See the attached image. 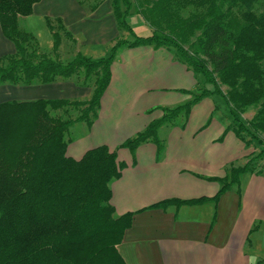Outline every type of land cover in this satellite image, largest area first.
I'll list each match as a JSON object with an SVG mask.
<instances>
[{"label":"trees","instance_id":"16d2710c","mask_svg":"<svg viewBox=\"0 0 264 264\" xmlns=\"http://www.w3.org/2000/svg\"><path fill=\"white\" fill-rule=\"evenodd\" d=\"M40 0H0V26L15 52L0 57V85L50 83L77 75L93 82L88 100L36 99L0 102V264H125L116 245L130 226L132 213L114 215L111 182L123 168L115 151L97 146L75 160L66 155L69 126L97 116L100 99L110 82V66L118 48L152 45L169 48L200 76L201 90L186 103L162 108L163 115L120 146L135 149L145 141L162 142L158 129L174 123L202 97L220 95L236 135L264 144V0H112L118 27L133 40L117 41L107 56L76 54L63 63L55 52L62 36L73 40L61 20L46 17L53 55L43 52L34 35L19 26ZM83 2L86 0H78ZM102 0H93L92 8ZM140 14L152 28L137 35L127 22ZM208 85L210 87H208ZM254 108L246 123L242 115ZM75 110L76 115H71ZM260 152L243 166L232 167L219 179L217 198L253 168ZM205 197L169 204L202 203Z\"/></svg>","mask_w":264,"mask_h":264},{"label":"crops","instance_id":"0c3cea01","mask_svg":"<svg viewBox=\"0 0 264 264\" xmlns=\"http://www.w3.org/2000/svg\"><path fill=\"white\" fill-rule=\"evenodd\" d=\"M92 1L35 3L26 18H31L34 11L42 15L45 31L39 34L29 30L40 49L53 55L46 17L60 19L73 39L61 38L55 50L61 60L78 53L92 58L107 56L117 41L133 40L128 30L118 27L112 0H102L94 8ZM126 20L137 35L138 26L148 25L134 12ZM14 52V43L0 26V57ZM110 74L91 125L78 121L69 126L66 155L79 160L87 150L104 145L123 163L120 175L110 184V202L115 216L132 213L131 224L116 245L124 263L261 264V257L251 253H264V156L253 161V168L240 176L238 184L230 186L216 201L211 198L221 187L219 179L230 168L243 166L255 157L264 144L238 137L223 98L211 94L192 104L189 112L179 115L174 123L158 129L163 144L160 152L150 140L133 150L121 147L126 139L160 118L162 108L191 100L200 92L201 80L169 48L147 44L120 46ZM93 88V82L82 83L77 75L57 77L44 84L5 83L0 85V102L88 100ZM200 197L206 200L153 206L165 200Z\"/></svg>","mask_w":264,"mask_h":264},{"label":"rangeland","instance_id":"374dc122","mask_svg":"<svg viewBox=\"0 0 264 264\" xmlns=\"http://www.w3.org/2000/svg\"><path fill=\"white\" fill-rule=\"evenodd\" d=\"M264 2V1H263ZM33 10V9H32ZM258 10H264V3L261 4L260 6H258ZM32 13V12H31ZM39 11H34V14L31 18H26V17H21L20 20H19V26L22 27V28H27L28 30H30L31 32H39V34H42V30L45 31L44 29V24L42 23V15H39L38 14ZM30 15V14H29ZM51 19V18H49ZM51 20H54V19H51ZM134 24H136V22L132 21ZM29 24V26H28ZM141 23H139L140 25ZM56 29H57V32L58 34H60L62 36V38L66 39L68 41V39L66 38V36L64 35V33L58 29L57 25H55ZM136 32L139 34V35H148L152 32V28L149 26V25H141V26H138L136 28ZM49 55H51L50 53H48ZM74 58V57H73ZM73 58H70L69 60H66L65 58L63 60H61L60 58H58L59 61L63 62V63H66L68 61H70L71 59ZM208 87H210L208 85ZM201 90V89H200ZM255 113V109L254 108H249L243 115V119L245 120V122L247 123L254 115ZM71 115H76V112L75 110H71ZM260 137L263 139L264 141V133L260 134ZM259 148H260V145L258 142L255 143ZM263 146V145H262ZM261 146V147H262ZM255 161V160H254ZM252 256H254L255 258L257 257H261L260 259L261 260V264H264V253H251Z\"/></svg>","mask_w":264,"mask_h":264}]
</instances>
